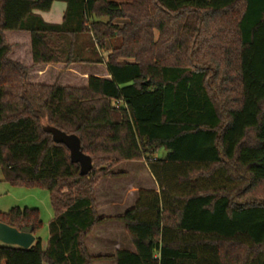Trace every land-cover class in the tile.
<instances>
[{
  "label": "trees",
  "instance_id": "obj_1",
  "mask_svg": "<svg viewBox=\"0 0 264 264\" xmlns=\"http://www.w3.org/2000/svg\"><path fill=\"white\" fill-rule=\"evenodd\" d=\"M53 1L0 0V169L53 212L44 247L0 243V264H264V199L247 197L264 188V0H60L48 24L34 12ZM44 126L79 138L86 176ZM140 160L158 192L98 215L97 182ZM38 213L0 222L35 235ZM110 221L133 252L90 256L85 237Z\"/></svg>",
  "mask_w": 264,
  "mask_h": 264
},
{
  "label": "crops",
  "instance_id": "obj_2",
  "mask_svg": "<svg viewBox=\"0 0 264 264\" xmlns=\"http://www.w3.org/2000/svg\"><path fill=\"white\" fill-rule=\"evenodd\" d=\"M52 5L53 6H51L49 11L47 12L35 11L34 14L39 16V18L42 19V21L48 24L63 23L62 21L67 7L66 3L60 0H54ZM123 23H124L123 20H116L114 22V24L118 26L124 25ZM119 166L116 168V171H121L125 173L124 177L116 178V179H101L99 182L106 181V182H113V184H115L114 182H118L128 177L130 173L128 174L127 170H117ZM146 171L149 174L146 183L144 182L142 183V181L139 180L140 183L134 184L135 180L133 181L131 180L130 182H127V184L126 183H124L123 185L118 184L116 192L110 193L108 191L103 194V196L101 197L102 202H99L96 197L97 195H95V209L97 214L100 216H109V217L121 216V214H123L127 209L135 205L138 197V193L140 191L158 192V186H157L158 184H156L148 168L146 169ZM151 180H153L154 183H152ZM115 209H120V210L116 212V214L114 212H111L112 214L110 215L108 214V211H113ZM105 231H109L110 234L107 235ZM113 233H116L117 235L113 236ZM34 237L36 238L37 236L34 235ZM84 243L86 249L89 252V255L92 257H113L117 251L126 250L129 252H133V248H134L132 247V244L126 235L123 223L117 221L106 222L102 225L94 227L92 231H90L85 237ZM92 251L94 252V254L91 253ZM95 264H116V262L112 259L111 260L101 259V260H96Z\"/></svg>",
  "mask_w": 264,
  "mask_h": 264
},
{
  "label": "rangeland",
  "instance_id": "obj_3",
  "mask_svg": "<svg viewBox=\"0 0 264 264\" xmlns=\"http://www.w3.org/2000/svg\"><path fill=\"white\" fill-rule=\"evenodd\" d=\"M155 35L157 36V32H155ZM111 44L113 46L119 45V40H112ZM110 46L108 45L105 49L99 50L97 49V53L102 58H106L110 52ZM160 157L164 155V152H160ZM158 155V156H159ZM131 163V164H130ZM140 163V164H139ZM121 165V166H119ZM119 168L117 170H127L128 174L130 175L126 177L125 179H122L118 182H106L101 181L97 182L95 188H94V198L95 195H97V199L99 202L101 201V197L106 192H116L118 184H124L127 182H130L131 180H135L134 184L140 183H146L147 177H149L148 172L146 171L147 166L143 160L135 161V162H122L121 164H118L116 167ZM146 167V169H145ZM116 170V168H115ZM129 170V171H128ZM132 172V173H131ZM220 173V172H219ZM152 183H154L153 180H151ZM168 182L171 186L173 185V180L168 178ZM141 183V184H142ZM208 183H211L212 185H222L226 184V181L222 178L220 174H215ZM238 182L230 184V186L235 185ZM113 185V186H112ZM237 185V184H236ZM179 190H174L173 192H177ZM172 192V191H171ZM255 197L256 199H264V188L259 187L258 189L247 194V197L249 196ZM246 197V196H245ZM101 204V203H100ZM27 208V209H36L38 213L39 220L41 222L40 226L35 231V235L40 238L41 244L44 247L47 243L48 239V224L53 218V212L49 201V195L48 192L42 188L39 187H23V186H11L6 181L3 180L2 172L0 169V213H6L9 212L11 208ZM120 209H115L113 211H108V214H112L111 212H118ZM107 235L110 234L109 231H105ZM112 234V233H111ZM117 235L116 233H113V236ZM88 252V250H87ZM89 253V252H88ZM94 254V252H91ZM92 264H95V261L92 262Z\"/></svg>",
  "mask_w": 264,
  "mask_h": 264
},
{
  "label": "water",
  "instance_id": "obj_4",
  "mask_svg": "<svg viewBox=\"0 0 264 264\" xmlns=\"http://www.w3.org/2000/svg\"><path fill=\"white\" fill-rule=\"evenodd\" d=\"M43 131L51 134L55 143L63 144L69 150V158L73 164H78L79 174L86 176L92 169V162L89 156L82 153L80 140L76 135H67L57 128L44 126ZM32 228L25 227L21 230L10 227L0 222V243L8 246H16L27 249L33 245L35 237L31 232Z\"/></svg>",
  "mask_w": 264,
  "mask_h": 264
}]
</instances>
